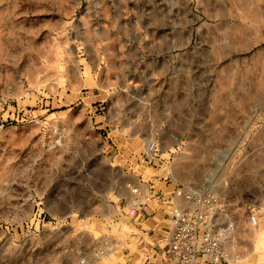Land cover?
I'll use <instances>...</instances> for the list:
<instances>
[{
    "label": "rangeland",
    "instance_id": "rangeland-1",
    "mask_svg": "<svg viewBox=\"0 0 264 264\" xmlns=\"http://www.w3.org/2000/svg\"><path fill=\"white\" fill-rule=\"evenodd\" d=\"M184 185L264 264V0H0V264L160 261Z\"/></svg>",
    "mask_w": 264,
    "mask_h": 264
},
{
    "label": "built area",
    "instance_id": "built-area-1",
    "mask_svg": "<svg viewBox=\"0 0 264 264\" xmlns=\"http://www.w3.org/2000/svg\"><path fill=\"white\" fill-rule=\"evenodd\" d=\"M157 143L151 142L150 149H156ZM131 187V185H129ZM133 193L140 195L138 187H131ZM188 201L187 204L179 205L169 214L171 226L167 233L166 244L161 247H153L156 250L152 257L161 256L165 264H208L229 262L225 240L227 229L218 227L215 215L222 209V197L211 188L198 189L192 185H184L179 191ZM141 209V202L137 199L132 201ZM141 211H138L140 215ZM250 222L258 224V217L252 214ZM114 247L113 244L105 243L99 248L101 254H108ZM150 253V248H142ZM141 252V253H144ZM150 255V254H149ZM155 255V256H154ZM148 256L142 263L133 261L130 264H156ZM159 264V263H157Z\"/></svg>",
    "mask_w": 264,
    "mask_h": 264
},
{
    "label": "crops",
    "instance_id": "crops-1",
    "mask_svg": "<svg viewBox=\"0 0 264 264\" xmlns=\"http://www.w3.org/2000/svg\"><path fill=\"white\" fill-rule=\"evenodd\" d=\"M163 207L157 201L151 200L146 201V206L144 207V217H146L141 225L144 233L147 234V239H144L143 244H138V252L140 254L142 248L149 247L152 250H156L153 247L164 248L166 244L167 233L171 226L170 216L167 217L168 213H165ZM143 217V218H144ZM155 256V255H154ZM155 260L161 258V256L153 257ZM152 261V260H151ZM156 263H164L163 258L160 261H155Z\"/></svg>",
    "mask_w": 264,
    "mask_h": 264
}]
</instances>
